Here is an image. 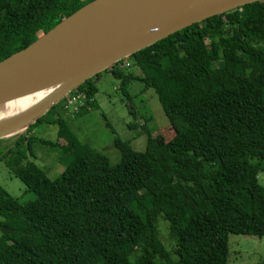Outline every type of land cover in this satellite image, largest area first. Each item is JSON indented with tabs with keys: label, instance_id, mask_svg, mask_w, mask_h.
<instances>
[{
	"label": "trees",
	"instance_id": "trees-1",
	"mask_svg": "<svg viewBox=\"0 0 264 264\" xmlns=\"http://www.w3.org/2000/svg\"><path fill=\"white\" fill-rule=\"evenodd\" d=\"M91 1L0 0V61ZM103 72L120 81L126 102L132 82L151 89L174 136L156 144L143 125V152L116 137L120 160L111 165L74 137L55 105L27 131L57 126L67 148L21 133L6 146L0 139V161L36 196L20 204L0 187V264H227L229 234L263 238L264 1L193 24ZM103 72L75 89L84 99L78 115L97 108ZM36 142L69 157L56 179L29 160Z\"/></svg>",
	"mask_w": 264,
	"mask_h": 264
},
{
	"label": "water",
	"instance_id": "water-1",
	"mask_svg": "<svg viewBox=\"0 0 264 264\" xmlns=\"http://www.w3.org/2000/svg\"><path fill=\"white\" fill-rule=\"evenodd\" d=\"M93 0L0 61V105L49 91L0 124V139L27 130L67 94L131 55L193 24L264 0Z\"/></svg>",
	"mask_w": 264,
	"mask_h": 264
},
{
	"label": "rangeland",
	"instance_id": "rangeland-1",
	"mask_svg": "<svg viewBox=\"0 0 264 264\" xmlns=\"http://www.w3.org/2000/svg\"><path fill=\"white\" fill-rule=\"evenodd\" d=\"M129 65L130 62L125 64L127 68H130ZM130 69L135 71L133 67ZM119 86V80L109 72H103L96 81L97 93L92 98L96 102V109L87 107V113L78 115L83 108L84 99L75 90L56 104V115L66 120L68 129L74 137L106 156L111 165L117 164L120 160L119 151L114 146L116 137L123 142H128L134 151L143 152L146 146V138L142 134L143 125L150 129L152 139L156 144H164L174 136V131L151 89L141 93L143 85L132 82L128 87L132 95L131 102H126ZM69 101H72L70 105ZM128 107L134 110V116L130 115ZM128 125H132L133 129H130ZM20 133L26 135L27 138L33 137L37 140L56 143L62 149L69 146V141L59 135L57 126L42 124L33 127L30 132L25 130ZM12 140L13 137L6 138L5 141L8 144H3V146L9 145ZM32 150L34 158L29 157V160L35 163L51 180L60 175L70 160L59 149L43 146L38 142L33 144ZM252 162L258 163V160L255 159ZM262 166L263 171L259 175V183L264 187V162ZM0 187L17 199L20 204L36 199V196L11 174L1 161ZM157 225L165 250L173 256L175 244L169 237L168 223L161 217ZM227 264H264V237L229 234Z\"/></svg>",
	"mask_w": 264,
	"mask_h": 264
},
{
	"label": "bare ground",
	"instance_id": "bare-ground-1",
	"mask_svg": "<svg viewBox=\"0 0 264 264\" xmlns=\"http://www.w3.org/2000/svg\"><path fill=\"white\" fill-rule=\"evenodd\" d=\"M186 2L180 0V2ZM49 94V91L33 94L0 105V124L31 110Z\"/></svg>",
	"mask_w": 264,
	"mask_h": 264
},
{
	"label": "built area",
	"instance_id": "built-area-1",
	"mask_svg": "<svg viewBox=\"0 0 264 264\" xmlns=\"http://www.w3.org/2000/svg\"><path fill=\"white\" fill-rule=\"evenodd\" d=\"M73 101H74V100H73ZM71 102H72V101H69V103H68V104L70 105V103H71Z\"/></svg>",
	"mask_w": 264,
	"mask_h": 264
}]
</instances>
